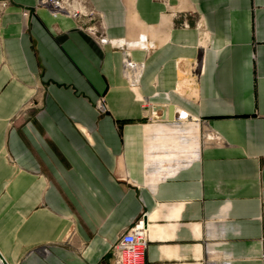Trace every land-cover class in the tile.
<instances>
[{
    "label": "crops",
    "instance_id": "0c3cea01",
    "mask_svg": "<svg viewBox=\"0 0 264 264\" xmlns=\"http://www.w3.org/2000/svg\"><path fill=\"white\" fill-rule=\"evenodd\" d=\"M6 1L7 264H114L113 245L141 219L145 264H263L264 0H87L96 23ZM187 12L191 26H177ZM126 59L141 66L139 87Z\"/></svg>",
    "mask_w": 264,
    "mask_h": 264
},
{
    "label": "built area",
    "instance_id": "2783aa9c",
    "mask_svg": "<svg viewBox=\"0 0 264 264\" xmlns=\"http://www.w3.org/2000/svg\"><path fill=\"white\" fill-rule=\"evenodd\" d=\"M9 3L6 0L0 1V9H5ZM47 7L52 12H63L69 15L74 20L88 19L89 21L97 22V13L88 6L86 0H37L34 8ZM24 16L30 14V10L25 8L22 11ZM87 29L103 43L109 40L103 36L99 28L91 25ZM126 66L132 67L134 62L126 60ZM103 98V97H102ZM101 98V99H102ZM98 101V109L105 110V105L102 100ZM148 245V231L144 220L137 221L129 229H125L119 236L117 242L112 247L114 264H145V252ZM264 264V255H263ZM0 264H3L0 260Z\"/></svg>",
    "mask_w": 264,
    "mask_h": 264
},
{
    "label": "rangeland",
    "instance_id": "374dc122",
    "mask_svg": "<svg viewBox=\"0 0 264 264\" xmlns=\"http://www.w3.org/2000/svg\"><path fill=\"white\" fill-rule=\"evenodd\" d=\"M167 7H168L169 16H170V14H173V15H176L177 14V10H176V6L175 5L168 3ZM185 14H187V15L184 16V19L182 17V20L183 21H180V23L179 22L178 23H175L176 25L178 24L179 26H182V24H183V25L191 26V12H187ZM126 60H128V59H126ZM126 60H124V64H123V68H122L123 74L125 75V78L127 79V82L130 84V87H132V88L133 87H139V79H140L141 66L139 65L137 68H129V67L126 66V62H125ZM130 62H133V61L130 60ZM134 63H136V62H134ZM136 64H138V63H136ZM134 80H135V83L133 84V81ZM136 97H137V95H136ZM100 99L102 100V103L105 105V110L103 112H107L109 110V107H108V103H107V100H106V97H105L104 94L99 96V98L97 99V101L95 103V106L98 107V101ZM174 108H175V106H174ZM152 117H154V116H152ZM166 118L167 117L165 116V119Z\"/></svg>",
    "mask_w": 264,
    "mask_h": 264
},
{
    "label": "bare ground",
    "instance_id": "6f19581e",
    "mask_svg": "<svg viewBox=\"0 0 264 264\" xmlns=\"http://www.w3.org/2000/svg\"><path fill=\"white\" fill-rule=\"evenodd\" d=\"M134 65H135V64H134ZM130 68H133V65H132V67H130ZM134 83H135V80L133 81V84H134ZM135 91H136V95H137V97H139V99H141L143 96L139 95V93L137 92V90H135ZM153 106H154V105L151 104V106L148 107L149 110H150V114H151L152 116L156 117V119H157V118H160V117L162 116V113H160V112H158V111H161V109L153 110V109H154ZM174 112H175V109L173 110V118H172V119H169V120H173V119H174ZM164 151H165V150H164Z\"/></svg>",
    "mask_w": 264,
    "mask_h": 264
},
{
    "label": "water",
    "instance_id": "95a60500",
    "mask_svg": "<svg viewBox=\"0 0 264 264\" xmlns=\"http://www.w3.org/2000/svg\"><path fill=\"white\" fill-rule=\"evenodd\" d=\"M157 109H162V110L164 111L162 117H160V118H165V116H166V109H165V107H155V110H157ZM169 109H170V115H169V118L172 119V118H173V110H174V106H173V105H170V106H169ZM0 260H1V262H2L3 264H7V261L5 260V258H4L3 255L1 254V252H0Z\"/></svg>",
    "mask_w": 264,
    "mask_h": 264
}]
</instances>
